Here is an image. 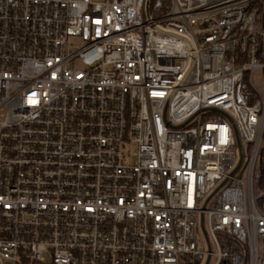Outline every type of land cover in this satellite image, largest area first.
<instances>
[{"label": "built area", "instance_id": "2783aa9c", "mask_svg": "<svg viewBox=\"0 0 264 264\" xmlns=\"http://www.w3.org/2000/svg\"><path fill=\"white\" fill-rule=\"evenodd\" d=\"M263 143L264 0H0V264H264Z\"/></svg>", "mask_w": 264, "mask_h": 264}, {"label": "trees", "instance_id": "16d2710c", "mask_svg": "<svg viewBox=\"0 0 264 264\" xmlns=\"http://www.w3.org/2000/svg\"><path fill=\"white\" fill-rule=\"evenodd\" d=\"M154 2V0H152ZM262 167H263V172H262V185L264 186V143H263V148H262Z\"/></svg>", "mask_w": 264, "mask_h": 264}, {"label": "rangeland", "instance_id": "374dc122", "mask_svg": "<svg viewBox=\"0 0 264 264\" xmlns=\"http://www.w3.org/2000/svg\"><path fill=\"white\" fill-rule=\"evenodd\" d=\"M96 1H98V0H96ZM162 12H165V9H163V10H162ZM130 149H131V150H133V148H132V147H131Z\"/></svg>", "mask_w": 264, "mask_h": 264}, {"label": "water", "instance_id": "95a60500", "mask_svg": "<svg viewBox=\"0 0 264 264\" xmlns=\"http://www.w3.org/2000/svg\"><path fill=\"white\" fill-rule=\"evenodd\" d=\"M150 1V0H149ZM240 163H241V161H240ZM240 163H239V165H240ZM239 165H238V167H239Z\"/></svg>", "mask_w": 264, "mask_h": 264}]
</instances>
